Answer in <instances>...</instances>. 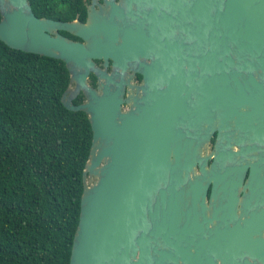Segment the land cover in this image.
Wrapping results in <instances>:
<instances>
[{"label": "water", "instance_id": "obj_1", "mask_svg": "<svg viewBox=\"0 0 264 264\" xmlns=\"http://www.w3.org/2000/svg\"><path fill=\"white\" fill-rule=\"evenodd\" d=\"M0 40L62 61L88 117L69 264H264V0H0Z\"/></svg>", "mask_w": 264, "mask_h": 264}, {"label": "trees", "instance_id": "obj_2", "mask_svg": "<svg viewBox=\"0 0 264 264\" xmlns=\"http://www.w3.org/2000/svg\"><path fill=\"white\" fill-rule=\"evenodd\" d=\"M28 1L36 17L81 22L89 3ZM68 85L62 61L0 40V264H69L92 131L61 103Z\"/></svg>", "mask_w": 264, "mask_h": 264}, {"label": "flooded vegetation", "instance_id": "obj_3", "mask_svg": "<svg viewBox=\"0 0 264 264\" xmlns=\"http://www.w3.org/2000/svg\"><path fill=\"white\" fill-rule=\"evenodd\" d=\"M99 1H101V0H99ZM90 2H91V0H89V3L88 4H90ZM101 63V61H97V64H100ZM140 76V75H139ZM140 79H141V76H140V78H137V75H136V77H135V80L137 81V82H139L140 81ZM95 86H96V84H95ZM94 86V87H95ZM213 141V140H212Z\"/></svg>", "mask_w": 264, "mask_h": 264}]
</instances>
